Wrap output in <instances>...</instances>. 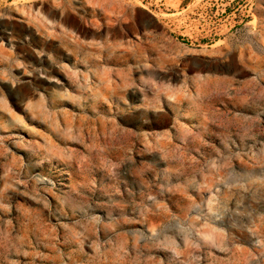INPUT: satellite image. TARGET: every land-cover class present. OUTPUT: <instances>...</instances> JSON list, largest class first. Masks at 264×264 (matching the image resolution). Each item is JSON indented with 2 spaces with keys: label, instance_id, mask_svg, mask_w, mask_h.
Instances as JSON below:
<instances>
[{
  "label": "rangeland",
  "instance_id": "obj_1",
  "mask_svg": "<svg viewBox=\"0 0 264 264\" xmlns=\"http://www.w3.org/2000/svg\"><path fill=\"white\" fill-rule=\"evenodd\" d=\"M167 2L0 0V264H264V0Z\"/></svg>",
  "mask_w": 264,
  "mask_h": 264
},
{
  "label": "built area",
  "instance_id": "obj_2",
  "mask_svg": "<svg viewBox=\"0 0 264 264\" xmlns=\"http://www.w3.org/2000/svg\"><path fill=\"white\" fill-rule=\"evenodd\" d=\"M140 3L146 9H152L153 11L163 13H168L171 9V6L168 5L167 0H140Z\"/></svg>",
  "mask_w": 264,
  "mask_h": 264
}]
</instances>
